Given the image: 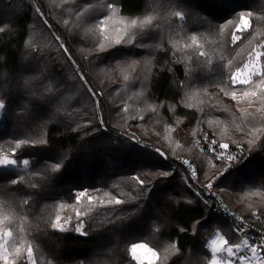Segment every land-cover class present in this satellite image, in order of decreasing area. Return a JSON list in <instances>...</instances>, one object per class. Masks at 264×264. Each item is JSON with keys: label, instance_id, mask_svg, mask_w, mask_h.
Wrapping results in <instances>:
<instances>
[{"label": "trees", "instance_id": "16d2710c", "mask_svg": "<svg viewBox=\"0 0 264 264\" xmlns=\"http://www.w3.org/2000/svg\"><path fill=\"white\" fill-rule=\"evenodd\" d=\"M82 7L89 10L78 15ZM241 12L251 13L247 32L218 28L238 26ZM149 16L151 25H130ZM0 27V156L18 160L0 168V228L12 229L10 253L30 243L36 264H139L131 246L144 242L157 251L154 264H209L217 232L230 244L249 235L182 163H193L201 182L212 180L226 162L209 151L211 141L238 152L214 185L264 230V110L238 104L231 93L250 86L228 79L264 43V0H0ZM233 31L241 36L235 43ZM124 32L131 42L114 43ZM253 128L262 132L250 145ZM97 189L98 199L125 202L76 201ZM76 209L87 213L86 236L50 226L57 214L74 225Z\"/></svg>", "mask_w": 264, "mask_h": 264}, {"label": "snow or ice", "instance_id": "6c2138e0", "mask_svg": "<svg viewBox=\"0 0 264 264\" xmlns=\"http://www.w3.org/2000/svg\"><path fill=\"white\" fill-rule=\"evenodd\" d=\"M108 7L114 9V5L110 4ZM89 10L88 7H82V11L78 13V15H82L83 13L87 12ZM37 13L41 16L43 15L40 13L39 8L36 9ZM176 15H182L181 13H176ZM251 13H239V19L240 24L238 26L233 25V21H228L227 25H219L218 28L226 27V26H233L236 31H240L241 34L244 32H247L248 29L252 26L250 24L249 19L247 18L250 16ZM110 19V17L106 18ZM106 19L99 21V24L101 26H106ZM152 23V17H146L142 21H137L135 19L130 21V25L132 27H139L144 28L147 25H151ZM4 28L0 27V32H3ZM125 36L128 37L127 40H125ZM134 38L132 34H128L127 32H124L119 36V38L114 42L116 44L122 43V42H131V40ZM232 42L235 43L236 41L241 40L240 35H236L235 31L231 34ZM56 41H59V37H55ZM191 41L193 44L196 43L197 37L192 36ZM191 46V45H188ZM60 47L63 48L65 52H67V49L64 48L63 43H60ZM98 49L100 51L105 50L104 44H99ZM260 49H264V43H260L256 46V48L253 50L252 53H249L248 60L241 66L235 69V72L230 73L228 79L231 81L232 84H241V85H249L250 87L243 91L240 97H237V93L233 91L231 93V96L234 100H237V103L247 102L249 107L252 106L254 102H259L262 106V110H264V87H261L264 85V64L261 63V57H264V51H261ZM199 55L203 56L205 55L204 52H200ZM74 63V62H73ZM231 61H228V65H231ZM253 77H258L259 79L257 81H253ZM80 79L83 82L84 86L88 88L89 93L93 97L97 95V93H94L91 91V88L88 87L87 81L83 80V75H80ZM125 80L128 79L127 76L124 77ZM27 83V81L25 82ZM254 85V87H252ZM258 89V90H256ZM53 88L51 85H48L45 87V92H52ZM228 93L226 92L225 95ZM99 102L97 101V104ZM191 107L192 105H188ZM5 109V103L2 98H0V110ZM127 111V108L124 109ZM152 111H156V107H152ZM241 111L247 112L246 109H241ZM140 119H143V116L140 117ZM101 123L103 121L101 120ZM262 129L259 128H253L251 130L246 131V135H249L251 139L248 141V143L251 145L254 140L257 138V134L261 133ZM126 137L128 139H135L134 134H128L125 133ZM205 139H207V136L205 135ZM25 141H19L16 145V147H20L21 145H24ZM211 145H216V147H212ZM229 149L228 143H217L216 141H211L209 145V151L214 153L216 157L219 160H225L228 162H236L237 161V154L228 152ZM156 153L160 154L161 156L164 155V153L161 152L159 148L154 149ZM244 149H239V154L241 156V159L243 158ZM182 163L186 164L191 168V176L193 179L196 177L195 168L189 164L188 161H182ZM18 164L17 159L9 158L8 156H0V168L7 169L9 166H16ZM23 166H28L30 164V161L28 159H24L22 161ZM61 163H56L55 165H50L49 167L52 168V170H59L61 168ZM231 163L227 166L230 167ZM227 167L224 169V171H227ZM171 173L165 172L162 175L168 176ZM220 175H223V171L220 173ZM219 177H213L212 179H218ZM22 177L20 180H12L11 183L17 184L22 181ZM133 179L137 180L140 185H145V180L140 179L139 177H134ZM35 185H33L34 187ZM204 189L211 190L213 187L212 180H209V182L206 185L202 186ZM100 190H94V192H89L88 190L80 191L76 194V201L79 202L82 199H86L88 202L92 203L95 202L97 204H104L107 203L109 205H119L124 203L125 201L117 199V198H111L107 201L98 199V197L95 195L96 192H99ZM259 194V193H258ZM107 195V194H106ZM24 203H27V201H24ZM61 208H63V205H60ZM84 215H87V213H82L78 209L75 210V218L77 220V223L74 225L71 223L73 217H68L63 222H61V216L59 214L56 215L55 222L51 223V227L53 229H56L61 232L69 231V227H71L72 230L80 233L81 235H87L88 233L84 231V223L82 217ZM255 215V213H253ZM259 219V217H256ZM2 223V222H0ZM247 227V225H244L243 227H238L237 232H243L244 229ZM12 237V229L11 228H0V260L4 262V264H17V260H23L25 264H36V259L34 256L33 247L29 243L27 247H24L23 244L16 246H13V252L10 253L8 248L6 247L8 243V238ZM147 247L143 244H133L131 247V258L135 261H139V264H144V260L137 255V248H143ZM208 247L211 249L212 252V260L210 264H237V260L240 262V264H252V261H256L257 264H264V255H261L264 253V234H262L258 241L255 243L250 244V238L244 237L241 242L237 243H229V240L221 235L219 232L215 234V237L210 240ZM151 252V261L150 264H154L155 259H158V254L152 250L149 249ZM224 253L226 254V258L223 260L218 259V254ZM11 257V258H10Z\"/></svg>", "mask_w": 264, "mask_h": 264}, {"label": "built area", "instance_id": "2783aa9c", "mask_svg": "<svg viewBox=\"0 0 264 264\" xmlns=\"http://www.w3.org/2000/svg\"><path fill=\"white\" fill-rule=\"evenodd\" d=\"M228 152H231V153H234V154H237V160H238V152L237 150H233V149H228L227 150ZM225 161V160H224ZM189 162V161H188ZM226 164L225 166L223 167V174L228 172V170L232 167L233 163L234 162H228V161H225ZM231 163V166L230 167H227L229 164ZM189 164H191L189 162ZM187 169L190 171L191 173V168H189L188 165L184 164ZM192 165V164H191ZM227 167V171H224V169ZM222 175H218V177H220ZM194 180V179H193ZM217 179H215L212 183H213V187L211 190H208V189H204L200 184V186L203 188V190L208 194L210 195L211 197H213V199L215 200L216 202V206L217 208L224 212L230 220H232L238 227H243L244 225H247V227L244 229L246 230L247 232H249V238H250V244L251 243H255L256 241L259 240L260 236L262 234H264V230L258 226L256 223H253V222H250L248 221L247 219L244 218V216H242L240 213H238L237 211H235L234 209H232L225 201L224 199L221 197V194L216 190V188L214 187V184L216 182ZM195 181V180H194ZM264 254V253H262Z\"/></svg>", "mask_w": 264, "mask_h": 264}, {"label": "rangeland", "instance_id": "374dc122", "mask_svg": "<svg viewBox=\"0 0 264 264\" xmlns=\"http://www.w3.org/2000/svg\"><path fill=\"white\" fill-rule=\"evenodd\" d=\"M4 111V109L3 110H0V114L2 113ZM9 158H13V157H11V156H8ZM14 159V158H13ZM222 161V160H221ZM190 162V161H189ZM191 163V162H190ZM192 164V166L194 167V165H193V163H191ZM224 167V166H223ZM223 167H222V169L219 171V173L217 174V175H215L214 177H216V176H218L222 171H223ZM195 172H196V170H195ZM224 176V174L222 175V176H220L217 180H216V182H218L222 177ZM195 181L194 182H196L199 186H200V184L201 185H206L209 181H207V182H201L200 180H199V178H198V174H197V172H196V177H195V179H194ZM215 180V179H214ZM213 179H212V182L214 181ZM201 187V186H200ZM214 187L217 189V187H216V185H214ZM217 191L220 193V191L217 189ZM222 197V196H221ZM232 209H234V208H232ZM235 211H237L236 209H234ZM238 212V211H237ZM239 213V212H238ZM241 214V213H240ZM242 215V214H241ZM243 216V215H242ZM65 219H62L61 220V222H63ZM222 235V234H221ZM215 237V235L211 238V239H213ZM246 237V236H245ZM248 237H249V235H248ZM9 239V238H8ZM210 239V240H211ZM210 242V241H209ZM135 244H143V245H146L147 247H143V248H137V250H136V252H137V255H139L143 260H144V262H150L151 261V259H152V257H151V252L149 251V249H152V250H154L156 253H157V251L155 250V249H153V248H151L148 244H146V243H144V242H138V243H135ZM6 247H7V245H6ZM132 247V246H131ZM211 250V249H210ZM262 255V254H261ZM226 258V254H224V253H220V254H218V259H220V260H223V259H225ZM156 260V259H155ZM211 260H212V258L210 259V261H209V264H210V262H211ZM137 263H139V261H136ZM0 263L1 264H4V262L2 261V260H0ZM237 264H240V262L237 260ZM252 264H257V262L256 261H252Z\"/></svg>", "mask_w": 264, "mask_h": 264}, {"label": "bare ground", "instance_id": "6f19581e", "mask_svg": "<svg viewBox=\"0 0 264 264\" xmlns=\"http://www.w3.org/2000/svg\"><path fill=\"white\" fill-rule=\"evenodd\" d=\"M136 136V135H135ZM217 190V189H216Z\"/></svg>", "mask_w": 264, "mask_h": 264}]
</instances>
